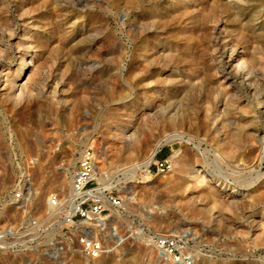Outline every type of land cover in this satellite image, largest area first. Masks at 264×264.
<instances>
[{
	"label": "rangeland",
	"instance_id": "obj_1",
	"mask_svg": "<svg viewBox=\"0 0 264 264\" xmlns=\"http://www.w3.org/2000/svg\"><path fill=\"white\" fill-rule=\"evenodd\" d=\"M223 1L0 0V225L17 232L0 264H168L145 236L175 229L195 264H264V0ZM230 44L258 71V91L239 76L220 83L237 67ZM175 132L181 143L165 142ZM86 147L123 200L111 217L123 244L92 260L47 213ZM165 157L171 169L156 171ZM193 157L213 187L182 182ZM20 186L27 206L10 204Z\"/></svg>",
	"mask_w": 264,
	"mask_h": 264
},
{
	"label": "built area",
	"instance_id": "obj_2",
	"mask_svg": "<svg viewBox=\"0 0 264 264\" xmlns=\"http://www.w3.org/2000/svg\"><path fill=\"white\" fill-rule=\"evenodd\" d=\"M32 165V159H27V168ZM154 167L158 172H165L171 169L172 163L165 157L154 161ZM94 169L95 154L90 147H86L81 150L77 167L72 173L68 199L62 198L59 192H51L50 202L53 207L47 209L49 215H61L63 233L67 238L74 239L79 256L86 260L108 255L124 241L111 223L112 214L122 208L123 200L114 194L110 172L105 170L101 173V180L97 182ZM23 189L22 186L12 189L10 204L21 201L29 205V187L25 188L28 190L26 200L23 198ZM25 223L31 229L37 225L31 218H27ZM16 233L12 224L0 225V245L9 244L8 240ZM145 240L161 261L168 264L196 263L191 238L185 230L151 231ZM63 248L66 251L65 245Z\"/></svg>",
	"mask_w": 264,
	"mask_h": 264
},
{
	"label": "bare ground",
	"instance_id": "obj_3",
	"mask_svg": "<svg viewBox=\"0 0 264 264\" xmlns=\"http://www.w3.org/2000/svg\"><path fill=\"white\" fill-rule=\"evenodd\" d=\"M213 1H215L216 3H217V5L219 4H222V1L223 0H213ZM230 2H232L233 4H236L239 0H229ZM246 1V0H245ZM224 2V1H223ZM230 4V3H229ZM232 5V4H231ZM230 5V6H231ZM233 6V5H232ZM238 7V6H237ZM236 7V8H237ZM234 8H235V6H234ZM217 9V8H216ZM207 13V12H206ZM217 13V12H216ZM260 19V18H259ZM220 20V19H219ZM151 22V21H150ZM215 24V23H214ZM215 27V26H214ZM247 31V30H246ZM27 35V34H26ZM228 38V37H227ZM227 40H225V42H226ZM230 43V42H229ZM228 43L226 42V45H225V47H224V49H226L228 46ZM208 48V47H207ZM238 48V47H237ZM217 49V48H216ZM228 49V48H227ZM226 49V50H227ZM229 50L231 51L230 52V55H229V59H233V58H235L236 59V57H238L239 56V58H238V63L237 62H235V63H237L236 64V68L234 69V71L233 72H228V73H224L223 71H224V64H225V62H221L220 64L221 65H219V67L221 68V72H223L224 74L222 75V79L223 80H221L220 81V83H223V84H225L226 83V81H229V79H231V78H235V76H239L240 78H242L243 80V82H241L239 85L241 86V87H244V88H248V89H251V90H256V91H258L257 90V85L255 86V84H254V82H255V77L258 75L257 74V72L258 71H255L254 69H251V68H249V65H248V62H247V59L248 58H246V57H242V53H244V51H242L241 49H239V50H241V52H239V50L238 49H236L234 46H232L231 44L229 45ZM216 51V50H215ZM24 52V51H23ZM1 53V52H0ZM80 53V52H79ZM29 54V53H28ZM82 54V53H81ZM219 56V55H218ZM224 56H225V54H224ZM262 60V59H261ZM216 61V60H215ZM224 61V60H223ZM228 61V60H227ZM235 61V60H234ZM263 61V60H262ZM215 63V62H214ZM231 63V62H230ZM215 65H216V63H215ZM232 67V66H231ZM258 67V66H257ZM260 67V66H259ZM263 68V67H262ZM232 69V68H231ZM214 70H215V68H214ZM217 70V69H216ZM215 70V71H216ZM230 71V70H229ZM261 72V71H260ZM219 73V72H218ZM218 75V74H217ZM229 75V76H228ZM263 75H264V73H263ZM225 76V77H224ZM218 78V77H217ZM260 79V76H259V78H258V80ZM264 81V80H263ZM259 82V81H258ZM217 83H218V81H217ZM22 84V83H21ZM206 84V83H205ZM234 84V83H233ZM236 84V83H235ZM256 84H258V83H256ZM262 84V83H261ZM225 87H229L230 85H224ZM217 87H218V85H217ZM219 87H221L220 85H219ZM223 87V86H222ZM236 88V87H235ZM224 89V88H223ZM228 89V88H227ZM233 89H234V87H233ZM262 89V88H261ZM185 90V89H184ZM248 91H250V90H248ZM185 92V91H184ZM234 92V91H233ZM251 92V91H250ZM214 93V92H213ZM231 93V92H230ZM232 94V93H231ZM230 94V95H231ZM255 94V93H254ZM227 95V94H226ZM224 96V95H223ZM229 96V95H228ZM227 96V97H228ZM255 97V96H254ZM221 98V97H220ZM222 100V99H221ZM232 101V100H231ZM216 104V103H215ZM223 105V104H222ZM175 107V106H174ZM233 107V106H232ZM222 109H224V108H222ZM220 111V110H219ZM223 111V110H222ZM217 112V111H216ZM237 112V111H236ZM235 112V113H236ZM243 112V111H242ZM169 114V113H168ZM218 114H220V113H218ZM214 115V114H213ZM240 116V115H239ZM238 116V117H239ZM241 116H243V115H241ZM241 116L239 117L242 121L243 120H245V119H242L241 118ZM249 117V116H248ZM247 117V118H248ZM177 118V117H176ZM216 118V117H215ZM237 118V117H236ZM245 118H246V116H245ZM169 119H171V118H169ZM168 119V120H169ZM228 120V119H227ZM171 121H172V124L173 125H180L181 123H179L178 121H177V119H171ZM170 120H169V122H171ZM183 121V120H182ZM218 121V120H217ZM234 121H236V120H234ZM219 123V122H218ZM264 123V122H263ZM216 124V123H215ZM221 124V123H220ZM212 125V124H211ZM181 126H182V124H181ZM214 126H217V125H214ZM218 127H219V124H218ZM222 127H220V129H221ZM219 129V128H218ZM220 129H219V131H220ZM218 131V130H217ZM257 131V130H256ZM183 132V131H182ZM226 132V131H225ZM254 132V131H253ZM219 133V132H218ZM246 133V132H245ZM223 134V133H222ZM223 136V135H222ZM215 137V136H214ZM183 138H182V134H180V132H175V133H173L169 138H167L166 140H165V142H169V143H171V142H178V143H181L180 141L182 140ZM249 139H251V136L250 135H246V140L248 141ZM222 140V139H221ZM220 140V141H221ZM136 141V140H135ZM134 141V142H135ZM133 142V141H132ZM134 142L132 143V145L134 144ZM226 142V141H225ZM244 142V141H243ZM135 143H137V142H135ZM254 143V142H253ZM138 144H139V142H138ZM229 144V143H228ZM136 144H134V146H135ZM144 145V144H143ZM159 145V144H158ZM260 149H262L263 148V146H264V142L263 143H260ZM132 147V146H131ZM137 147V146H136ZM217 147V146H216ZM229 147H230V144H229ZM235 147V146H234ZM252 151V154H254L253 153V151H255L254 149H252L251 150ZM221 152V151H220ZM238 152V151H237ZM219 153V152H218ZM217 153V154H218ZM223 154L226 156V157H229V158H234L235 157V151L234 150H231V149H227L226 148V150H224L223 151ZM154 155H155V150H152L151 152H150V154L145 158V160H143V163L141 164H138V167L139 168H142V169H145V170H147V167H148V165L150 164V163H152V161L154 160ZM255 155V154H254ZM259 156V155H258ZM220 157H221V155H220ZM194 158V157H193ZM253 158V160L251 161V162H253L252 163V167L255 165V163H257L259 160H258V158H257V155H255L254 157H252ZM239 159V158H238ZM245 160V159H244ZM245 163V162H244ZM69 165H70V163H69ZM68 165V166H69ZM200 165V160L198 159V158H194V160H193V162L191 163V164H189V166L187 167L186 165V167L184 166V163L181 165V171L183 172V175H182V182L183 183H185V184H187L186 186H189V187H213L212 185H211V179H209V178H207V174L205 175V173H204V171L201 169V168H198L197 166H199ZM257 165V164H256ZM255 165V166H256ZM67 166V167H68ZM254 166V167H255ZM204 167V166H203ZM177 173V172H176ZM65 174V173H64ZM99 174V172H98V170H97V162H96V157H95V169H94V175H95V178H96V180H97V182H99L100 180H101V174H99V176H97ZM181 175V174H180ZM63 177V179H64V177L65 176H62ZM246 177V176H245ZM180 179V178H179ZM62 180V179H61ZM64 181H66V179L64 180ZM63 181V182H64ZM71 182V181H70ZM60 183H61V181H60ZM59 183V184H60ZM252 184H253V182H252ZM257 184V183H256ZM61 186H62V184H60ZM63 185H65L64 183H63ZM185 186V185H184ZM71 187V183H70V186H69V188ZM112 187H113V185H112ZM255 187V186H254ZM63 190H64V188L63 187H61ZM66 188V187H65ZM114 188V187H113ZM117 188V187H116ZM121 188V187H120ZM123 188V187H122ZM250 188H252L251 186H250ZM249 188V189H250ZM203 190V189H202ZM209 192V191H208ZM70 193V192H69ZM212 194V193H211ZM209 195H210V193H209ZM214 195V194H213ZM64 196H66V197H62V198H65V199H68V197H69V194H65ZM229 197H230V195H228ZM50 198H51V194L49 195V204L51 205V207H53V205L51 204V202H50ZM213 198V197H212ZM51 209V208H50Z\"/></svg>",
	"mask_w": 264,
	"mask_h": 264
}]
</instances>
